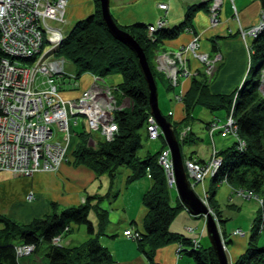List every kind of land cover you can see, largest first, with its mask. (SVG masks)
Segmentation results:
<instances>
[{
  "label": "trees",
  "instance_id": "1",
  "mask_svg": "<svg viewBox=\"0 0 264 264\" xmlns=\"http://www.w3.org/2000/svg\"><path fill=\"white\" fill-rule=\"evenodd\" d=\"M259 1L264 9V0ZM191 18L192 14L188 13L183 23L158 29L151 38L147 34L146 24L134 23L121 27L116 23L144 51L157 88V82H161L163 76L155 70L151 52L164 40L176 38L181 32L191 29ZM251 50L246 77L230 95L212 94L207 80L193 78L182 100L184 118L179 123H172V126L178 136L179 128L182 125L188 126V122L194 118L193 113L198 105L212 113L232 112L236 135L243 146L239 148L238 142H234L230 147L217 152L221 164L211 185H218L224 180L229 186L252 192L264 202V98L258 91L264 69V29L253 38ZM53 54L75 67L77 80L85 73L102 79L114 74L122 77L121 83L114 87V95L118 104L127 98L130 107L114 113L117 126L114 139L103 140L92 148L87 145L88 135L81 133L80 142L70 155L74 165L83 166L97 175L108 173L112 177L118 169L127 168L131 171L130 181L145 176L148 172L151 174L153 187L143 197L148 211L142 230L135 232L139 236L135 239L138 251L146 257L149 264H155L154 256L158 249L176 244L179 256L187 255L194 264H219L210 243L206 246L198 236L189 237L169 231L171 222L184 206L179 201L174 206L171 205L165 176L157 163L159 152L138 156L142 148L140 131L145 126L146 135L145 122L150 114L147 84L135 54L108 33L98 0H95L93 14L76 22L65 33ZM167 87L168 90L171 89L170 86ZM191 136L192 132L187 141L191 140ZM215 196L216 190H213L208 197L209 204L214 203ZM98 199L100 198L95 195L88 196L85 204L64 208L29 223H21L0 214V264H115L112 255L99 243L98 234L94 235L93 223L89 219L90 212H93L98 215L100 227L105 226V212L100 210ZM53 207L57 210L55 205ZM197 217L201 218V215ZM257 219L256 216L251 224L246 250L233 264H264V245H258L257 242ZM79 225L87 228L90 238L86 242L73 247L54 244L55 237L62 234L67 236ZM23 245L33 246L34 250L30 255L20 257L16 247Z\"/></svg>",
  "mask_w": 264,
  "mask_h": 264
},
{
  "label": "crops",
  "instance_id": "2",
  "mask_svg": "<svg viewBox=\"0 0 264 264\" xmlns=\"http://www.w3.org/2000/svg\"><path fill=\"white\" fill-rule=\"evenodd\" d=\"M212 1L213 0H109V11L114 21H116L115 23L123 27L134 23L152 25L155 24L159 18H164L166 20L167 27H174L183 23L188 13L192 14L191 30L193 29V33L199 36L200 51L208 54L210 57H216L217 55L221 56V62L217 63V69L213 76L214 79L209 85V91L217 95H230L245 79L249 66L248 63L250 62V60L248 62V54L252 52V39L244 42L239 36L234 34V32L238 30L239 25L244 29L256 25L261 10V2L259 0H233V3H230L229 0H223L222 6L218 11L219 23L216 27H212L209 25L208 17V8ZM159 4H165L167 10H160L158 8ZM233 6H235L238 12L239 23H236L232 18ZM94 10L95 0H68L63 31L65 33L70 31L76 22L93 14ZM229 31H231V33ZM192 38V33L187 31L181 32L176 38L164 40L161 43L162 50L166 53H173L191 41ZM187 61L191 71H202L200 65L191 56H188ZM116 76L117 78L113 80V88L122 81L120 75ZM190 84L191 81L189 80H181L179 82L178 93L184 95L189 90ZM85 85L86 82L82 87L79 83L76 90L70 91L68 98L63 97L65 99L78 97L82 91L86 89ZM160 86L166 92L172 91L174 94L172 96L176 95L174 91L177 87H175L174 90H167L168 84L164 82H162ZM158 90L157 88V92ZM117 105L118 108L122 110L129 108L130 102L127 98H124L122 102L120 104L117 103ZM159 106L160 104L158 101V107ZM159 110L163 116H169V122L171 124L179 123L184 118L183 105L173 98L169 99L168 104L165 103L163 106H160ZM214 113L217 112H213V114ZM226 116L225 113L224 116L216 115L214 120L224 122ZM77 125L72 123V127ZM83 126L84 128L86 127V130L81 133L88 135V146L95 147L99 142L103 141L101 136V139H94L92 137L94 134H90L89 130H87L86 122ZM181 128H179V131ZM190 132H192L191 127ZM81 133L77 134L78 137ZM162 141H164V146H158L155 152L152 151L153 149L148 148L145 155L155 154L159 152L162 147L164 148L167 146L164 136H162ZM79 142L74 141L72 137L68 150L69 155ZM178 144L180 148H182L181 143ZM214 148V151H216L217 148ZM192 152H190V154ZM216 152H218V150ZM180 153L184 164V161H186L189 156L187 157V153H183L182 150H180ZM193 153L196 154H194L192 158H196L198 161L206 160L202 159L197 152ZM130 175L131 171L129 169L120 168L112 177L107 174L102 175L103 178L107 177L105 179L108 180L107 183H104L106 181L105 179L102 178L98 181L94 172L83 166H76L71 161L61 165L57 172H37L27 178L14 177L10 173L0 172V214L6 215L11 219H18L17 221L22 223H29L33 219L42 218L54 212L57 213L64 208L77 207L85 204L88 196L95 195L100 198L97 201L100 210L105 212V226L103 228L100 227L98 215L94 213V220L92 221L94 227L93 232L95 233L94 235L98 234L99 243L112 255L116 262L115 264H149L146 257L138 251L137 241L124 237L123 232L128 229H131L133 232L142 230L144 218L148 211L143 203V197L152 189L153 180L145 176L146 179L139 177L129 181ZM96 182L99 183L98 186H96ZM174 191L177 193L174 196L175 204L179 201L183 205L178 196L176 186L173 189H169L171 197H173ZM198 192L201 193L202 191ZM29 194H33L32 200L27 199ZM53 205L56 206L57 210H55ZM3 208H5V210ZM8 209L12 211L9 213ZM181 212H184L190 217L188 218L185 216V229L181 233L189 237L197 238L198 236L201 238L200 241H203L206 246L209 245L208 236L203 234L199 235L196 232L193 233L186 229L190 227V219H202L191 215L185 207ZM195 223L198 224L196 226L202 227L201 221L198 220V222L196 221ZM74 229L72 232L75 231ZM236 229L240 228H235L226 233L231 234ZM77 231L78 233L76 236L73 235L72 232L68 234L69 236L67 235L68 237L64 234L60 235V245L73 247L84 243L87 240L86 234L79 237L80 230L77 229ZM246 236L245 232L243 236L230 235L229 244H232V248H230L228 257L231 263L245 251L247 247ZM182 257L183 256H177V245L171 244L155 252L154 263L180 264ZM191 264H194V262H191Z\"/></svg>",
  "mask_w": 264,
  "mask_h": 264
},
{
  "label": "built area",
  "instance_id": "3",
  "mask_svg": "<svg viewBox=\"0 0 264 264\" xmlns=\"http://www.w3.org/2000/svg\"><path fill=\"white\" fill-rule=\"evenodd\" d=\"M220 2L213 0L208 8L213 25L218 22ZM67 6L68 0H0V172L14 177L27 178L37 172H54L68 163L72 123L77 125L78 118L86 122L90 134H99L104 141H112L117 133L114 113L120 109L114 95L115 88L102 92L101 87L93 85L76 98L65 99L62 96L65 77L69 79L68 85L75 88L79 85L75 75H66L65 60L53 54L64 38ZM158 8L167 10L165 4H159ZM234 12H237L235 7ZM262 23L247 29L239 25L234 34L244 42L253 40L264 29ZM166 27V20L159 18L155 24L148 25L147 34L151 38L156 30ZM186 31L193 34L190 45L183 47V51L175 57L159 54L156 59L157 69L172 86L178 83L179 75L186 77L189 72L194 74L187 68L190 53H195L191 57L197 62L203 61L202 56H205L202 65L207 69H213L215 62L221 60L220 55L209 60L207 54L200 52L199 36L190 28ZM46 45L50 46V50L45 51ZM19 60L32 65H19ZM91 76L94 82L101 79L97 75ZM145 124L148 139L159 140L162 131L151 114ZM224 124L223 129L213 128L212 132L233 135L239 148H242L243 142L236 135L231 114L225 118ZM211 160L186 161L189 183H198L206 175L210 178L214 176L221 164L216 151H213ZM157 163L167 178V188H175L169 149L164 147L159 151ZM147 177L152 179L149 172ZM252 197L261 202L255 195ZM27 199L32 200L33 194H29ZM243 235L240 229L233 233V236ZM123 236L134 240L139 237L131 229L125 230ZM60 239V236L55 237L54 244L58 245ZM16 249L21 257L30 255L34 247L23 245Z\"/></svg>",
  "mask_w": 264,
  "mask_h": 264
},
{
  "label": "rangeland",
  "instance_id": "4",
  "mask_svg": "<svg viewBox=\"0 0 264 264\" xmlns=\"http://www.w3.org/2000/svg\"><path fill=\"white\" fill-rule=\"evenodd\" d=\"M219 1H221L220 2L221 3L220 7H221L223 0H219ZM229 1H230V3H233V0H229ZM234 7H232V11H233L232 12V14H233L232 18L236 23H239L238 12H234ZM262 10H263V8L261 6V10L259 12L256 25L260 22H264V12ZM209 13L210 12H208V17H210ZM235 15H236V18H235ZM218 17H219V15H217V18ZM218 23H219V20L217 22V25H218ZM209 25L213 26V27L217 26V25H213V23L210 19H209ZM119 26L123 27L120 24H119ZM192 40L193 39H191V41H189L187 44L180 47L178 50L174 51L173 53L163 52L164 50H162V46H161L162 44H160V45L158 44V45H156V47L154 46L155 49L151 52V55H152L151 60L153 62L154 68L157 71V73H159L161 76H163L162 81L164 83H167L168 86L171 87V89H169V90H172V89L174 90L175 87H177L176 90L174 91V92H176L175 93L176 95L172 96V95H174L172 91L166 92L165 90L162 89V87L160 86L162 81L157 82L158 89H159L157 93H158V101H159L160 106H163L165 103L168 104L169 99H172V98L175 101L180 102L183 105L182 100H183V97L185 94L181 95L178 93L179 92L178 91L179 82L181 80L191 81L193 78H197L198 80H201L203 78V79L207 80L206 83L209 86L211 84V81L214 79L213 76H214V73L217 69V67H216L218 65L217 63H220L221 61L220 60L218 62L216 61L215 62L216 65L213 69H207V67L205 65H202V62H204L206 59L205 56H202L203 61H198L199 63L196 61L199 65H201L200 67H201L202 71L198 72L196 70V72L194 71V74L193 73L191 74L189 72L186 77L179 75L178 83L175 86H172L171 82H169V80L166 79L165 75L163 73L159 72V70L157 69L156 59L159 56V54L167 55V56L170 55L171 57H175L178 53L182 52L185 47L190 45L192 43ZM189 48H191V46H189ZM48 50H50V46L46 45L45 51H48ZM189 51L191 52V50H189ZM143 53H144V51H143ZM192 53H190L191 56H193V54H195V53H193V54ZM203 54L206 55V53H203ZM250 54L251 53L248 54V62L250 60ZM144 55H145V53H144ZM198 56H200V55H198ZM145 57H146V55H145ZM207 57L209 60L214 59V56L213 57L207 56ZM18 63H19V65L26 66V67L32 65V63H30V62H24L21 60H19ZM187 68L189 71V64L187 65ZM64 71H65L66 75H75V73H76L75 67L68 61H65ZM200 73H202L203 75ZM116 75L115 74L110 75V76H107L105 79L101 78L100 80L98 79V80H95V82H94L91 74L85 73L84 75H82L80 77V79L77 80V83L78 84L80 83L81 87H82V85H84L86 82V85H85L86 89L92 87L93 85H96L95 87H101V91L104 92V91H106V89H112L113 88V80H115V78H117ZM263 75H264V69L261 73V79H260L259 89H258L259 94L262 98H264V85L262 86ZM67 83H69V79L67 77H65V84H62V93H63L62 96L66 97V98H68V95H70L69 94L70 91L76 90L75 87L70 86ZM97 85H99V86H97ZM230 114L232 116V112L226 113V115H227L226 117H228ZM216 115L217 116H224V112H217V113L213 114L208 109L204 108L203 106L198 105L197 108L194 110V118L188 122V126L182 125V128L178 132L179 137L174 133L177 142L181 143V145H182V148H180V146H179L180 150H182L183 153H187L186 154L187 157L189 156L188 159L186 160L187 162H190V161L193 162V161L197 160L196 158H192V156L194 154H196L193 152H197L201 156L202 159L212 161L211 160L212 154H213V151L215 150L214 147L217 148L216 151L217 150L220 151V150H223V149L230 147L234 142H238L237 139L233 135H225L222 133L212 132L213 128L223 129V126L225 125L224 124L225 120H224V122L214 120V117ZM165 119L168 122L170 121L169 116L165 117ZM84 123L85 122L82 118H78V125L72 127L73 132H74L73 140L76 142H79V137L77 134L86 130V127L84 128V126H83ZM206 123H209V124L206 125ZM212 124H214L213 127H212ZM190 127L192 129V136L190 137L191 140L187 141V137L191 133ZM159 128H160V126H159ZM219 129H216V130H219ZM161 131H162V129H161ZM140 132L142 135V140H141L142 141L141 142L142 148L138 152L139 157H143L148 148L153 149L152 151L155 152L158 146H164V141H162L161 137L157 141H151L150 139H148V137L146 136L147 134L145 135V126H143V128L141 129ZM184 132H185V134L183 135ZM162 136H163V132H162ZM92 137L94 139H101L99 134H94V135H92ZM165 148L169 149L168 146H165ZM190 152H192V153L190 154ZM170 155H171V153H170ZM68 158H69L68 162H70V161L73 162L71 155H69ZM186 161H184L183 167H184V172H185V175L187 178L188 175H187V170H186ZM173 168H174V165H173ZM57 171H54V172H57ZM104 174H107L109 176L108 173H103L101 175L95 174L97 176V180L100 181V179L103 178L102 175H104ZM174 175H175V171H174ZM145 176H147V175H145ZM145 176H142L141 178L146 179ZM105 178H107V177H104L103 179H105ZM212 178H210V177H208V175H206L205 178L200 180L198 183H195V184L190 183L189 186H190L191 190L194 192L195 196L202 203V205L207 209V213L215 225V228H216L215 230H216L217 235H218L219 240H220V248L222 249L223 253L226 256L227 264H233L230 262L229 257H228V253L230 251V248H232V244H228L227 242L229 240L230 235L233 236V233L236 232V230H234L231 234H227L226 232H229L235 228H240L243 231V234H244V232L246 233V235H247L246 239H247V244H248V238L250 236L251 224L253 223L254 219L257 216L258 219L256 222V225H257L256 227L258 228V232H259L257 242H258V245H264V202H263V199H261L260 197H259L260 199L259 198L258 199L261 202H259L256 198L252 197L254 195L250 196L246 192H244L242 189L229 186L224 180L221 183H219L218 185H213V184L211 185ZM145 179H142V180H145ZM105 180L106 181L104 183H107L108 180L107 179H105ZM175 181H176V178H175ZM95 184H96V186L99 185L98 182H96ZM165 184H166V186L168 184L167 178H165ZM223 185H225V186H223ZM213 190H216L215 201L213 204H211V203L209 204L208 203V197L212 193ZM198 191H202V192L200 193ZM176 194L177 193L174 191L173 195H172L173 197H171V194L169 193V196L171 199V205H173V206L175 205V202H174L175 197L174 196ZM227 195H228V197H227ZM3 209L5 210V208H3ZM8 211L10 213L12 210L8 209ZM208 215L207 214H201L202 220L190 219L189 220L191 223V224H189L190 227H187L186 229H188L189 231H192L193 233L196 232L199 235L203 234V235L207 236L206 234H207ZM185 216L190 218L184 212H179L177 214L176 218L171 222V224L169 226V231L177 232V233L183 232L185 229V226H184L185 225ZM89 219L91 221L94 220V213L93 212H90ZM17 220L18 219H16L15 221H17ZM198 220L201 221L202 227L196 226L198 224L195 222L196 221L198 222ZM74 228H75L74 229L75 231L72 232L73 235H75V236L77 235V233H78L77 229H78V230H80L79 237H82L83 235L86 234V239L88 240L90 238V236L87 235L86 226L79 225V226H76ZM129 239H131V238H129ZM206 240H207V238H206ZM178 251H179V249L177 248V256H179ZM182 256L183 257L180 260V264H188V263L191 264V262H193V260L191 258L187 257V255H182Z\"/></svg>",
  "mask_w": 264,
  "mask_h": 264
},
{
  "label": "water",
  "instance_id": "5",
  "mask_svg": "<svg viewBox=\"0 0 264 264\" xmlns=\"http://www.w3.org/2000/svg\"><path fill=\"white\" fill-rule=\"evenodd\" d=\"M99 3L102 20L105 23L108 33L112 36L113 39L127 46L138 59L139 68L147 84L150 114L155 118L157 124L162 129L163 136L166 140L167 146L170 149L171 159L173 161L175 171L176 188L181 202L191 215H208L207 209L195 196L187 181L179 145L175 138L172 124L165 119V117L159 110L156 83L148 66L143 50L127 32L123 31L117 26L109 11V0H99ZM215 229V225L208 215L207 236L210 242V246L215 251L218 263L227 264L226 256L220 248V240Z\"/></svg>",
  "mask_w": 264,
  "mask_h": 264
},
{
  "label": "bare ground",
  "instance_id": "6",
  "mask_svg": "<svg viewBox=\"0 0 264 264\" xmlns=\"http://www.w3.org/2000/svg\"><path fill=\"white\" fill-rule=\"evenodd\" d=\"M264 26V22L262 23L261 27ZM260 27V28H261ZM161 29V28H160ZM64 36H65V32H64ZM264 85V77H263V83H262V86Z\"/></svg>",
  "mask_w": 264,
  "mask_h": 264
}]
</instances>
